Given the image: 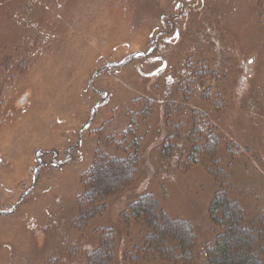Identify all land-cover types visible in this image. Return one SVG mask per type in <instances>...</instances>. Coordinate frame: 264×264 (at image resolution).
I'll use <instances>...</instances> for the list:
<instances>
[{"label": "rangeland", "instance_id": "1", "mask_svg": "<svg viewBox=\"0 0 264 264\" xmlns=\"http://www.w3.org/2000/svg\"><path fill=\"white\" fill-rule=\"evenodd\" d=\"M178 1L0 0V264L69 262L68 247L84 237L86 227L72 218L79 217L81 177L96 150L125 158L132 145L148 146L161 134L159 155L174 143L165 142L168 133L181 145L188 141L197 114L207 117L219 154L179 173L172 168L177 160L160 163L168 180L164 192L153 194L162 212L191 228L202 248L213 237L209 209L223 183L231 188L226 196L232 204L256 218L241 229L264 225V153L259 151L264 148V0H203L193 9L181 27V42L165 52L169 73L178 79L183 70L192 72L189 64L198 56L218 68V76L204 71L198 76L213 85L208 98L188 88L159 103L163 82L141 75L159 64L139 72L142 57H131L151 48L158 16L174 13ZM211 38L218 49L200 57L197 43ZM247 97L255 114L247 110ZM234 138L251 152L234 156L228 148ZM102 168L112 179L107 165ZM158 174L144 165L126 191L140 189L146 179L157 184ZM126 191L107 198L104 213L116 208ZM115 228L107 264L124 259L123 238L135 257L125 264H145L146 256L154 255L128 247L134 239L139 243L138 222H117ZM262 230L255 233L256 242L263 239Z\"/></svg>", "mask_w": 264, "mask_h": 264}, {"label": "trees", "instance_id": "2", "mask_svg": "<svg viewBox=\"0 0 264 264\" xmlns=\"http://www.w3.org/2000/svg\"><path fill=\"white\" fill-rule=\"evenodd\" d=\"M34 5L32 2L31 6ZM190 15L191 12L188 16L190 17ZM216 43L213 38L206 39L197 43L198 48L195 51H198L201 57L204 50L215 51L218 49ZM198 59L199 57L196 56V61L191 62L188 67L195 70H192V72L183 70V75L178 79L172 77V83L168 84V82L165 85L163 95L156 97L159 103H163L165 99H170L175 91V95H179L180 92H186L189 89L192 95L208 98L213 85L208 84L206 86L198 76L204 71L208 76L215 77L218 76L219 69H211L209 65L206 66ZM254 62L253 60L252 65ZM175 95L172 97L173 100L177 98ZM246 100L249 101L246 104L247 110L255 114V110H252L249 106V97ZM199 109L204 111L203 107ZM196 117H198V120L196 122L194 120L192 131L187 135L188 141L181 145L178 142L179 138L168 133L164 138L165 142L169 143L174 140V143L176 141L177 143L174 145L171 142V145L167 146V149L162 153L158 152L159 155L156 152L159 149H157V145L161 141V134L160 141H158V138L152 137L150 143L147 144L148 146L132 145V151L125 158L108 157L105 153L96 150L92 163L81 177L82 194L76 198L77 209L80 213L79 217L72 218L86 227L82 233L84 237L76 240L68 247L73 254L66 264L109 263V258H112L113 254L111 250L116 240L115 225L117 222L125 223V225L130 222H138L139 227L142 228L141 238L138 239L139 243L137 244L133 242L135 239L132 240L128 247L133 251L138 249L139 254H142V252L151 253V250H154L153 256L150 255V257L148 254V257L146 256V259L143 260L145 264H193L194 261L200 264H264V243H261L264 242V237L258 242L255 238V233H263L264 225L262 224V226L256 228L251 223L249 231L241 229L245 222L250 220L256 222V218L248 217L247 211L232 204L226 196L231 190L229 185L227 187L223 183L219 185L217 196L213 199L209 209V221L212 232H214L213 237L202 248L197 244L191 228L179 220L170 221L165 216L162 212L164 209L162 202L153 194V192L158 193L160 189H163L164 192L165 183L168 180L165 179L167 177L166 170L164 171L160 165V163L166 162L164 159L168 158L169 163L173 159L177 160L172 168L176 173H179L188 171L192 166L204 164V157L208 161H215L217 154H219L217 146L219 147L220 144L217 136L209 128L211 125L206 119L207 117L203 114H197ZM201 122L205 123L208 128L201 127L202 125L198 124ZM260 124L264 129L263 119ZM229 143L228 148L233 152H237L234 156H242L251 152L235 138L231 139ZM248 146H251V144ZM259 151L264 153V148ZM142 162L143 166L151 165L154 177L156 173L161 174L159 177L161 180L154 184L150 182L151 180L146 179V183L140 189L132 188L126 191L135 182L139 172L140 174L143 173V166L140 167ZM105 164L108 167V173L112 175V179L103 175L102 166ZM124 191L126 192L120 196L119 201H116L117 203L113 206H116V208L104 213L107 208L106 199L117 196ZM218 194L227 198L218 196ZM164 197H166L165 194ZM99 214H102V218H97ZM65 217L68 219L66 212ZM98 235L100 240L96 239ZM126 243L125 238H123L119 244L122 258L124 257L120 264H125L124 260L127 261L129 258L130 261H135V257L131 258L128 249L125 250ZM211 243L213 245L206 248ZM104 249H106V252H104ZM191 252L197 253L196 258ZM50 264H54V261ZM62 264L65 263L62 261Z\"/></svg>", "mask_w": 264, "mask_h": 264}, {"label": "flooded vegetation", "instance_id": "3", "mask_svg": "<svg viewBox=\"0 0 264 264\" xmlns=\"http://www.w3.org/2000/svg\"><path fill=\"white\" fill-rule=\"evenodd\" d=\"M203 3V0H179L175 3V12H163L158 16L159 24L157 29L153 31L150 38H153L152 46L146 52L138 51V54H134L131 57L137 58L142 57L143 63L141 67L137 66L139 72L146 66H155L148 73H141L143 78L150 81H158L159 79L163 82V88L168 82H172V76L169 73L168 62L165 58V52L167 48H175L181 42V27L183 22L187 19L188 14L193 9L199 8V5ZM251 61V60H250ZM164 65V68H163ZM246 72V70H245Z\"/></svg>", "mask_w": 264, "mask_h": 264}, {"label": "water", "instance_id": "4", "mask_svg": "<svg viewBox=\"0 0 264 264\" xmlns=\"http://www.w3.org/2000/svg\"><path fill=\"white\" fill-rule=\"evenodd\" d=\"M163 68H164V65H163Z\"/></svg>", "mask_w": 264, "mask_h": 264}]
</instances>
